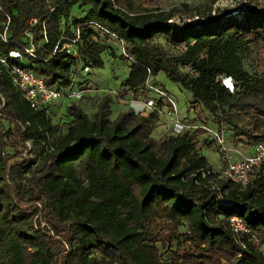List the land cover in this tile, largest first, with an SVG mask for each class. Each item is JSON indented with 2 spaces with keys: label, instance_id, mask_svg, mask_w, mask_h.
Returning a JSON list of instances; mask_svg holds the SVG:
<instances>
[{
  "label": "trees",
  "instance_id": "16d2710c",
  "mask_svg": "<svg viewBox=\"0 0 264 264\" xmlns=\"http://www.w3.org/2000/svg\"><path fill=\"white\" fill-rule=\"evenodd\" d=\"M146 2L0 0V31L9 17L13 42L26 44L31 35L41 60L30 59L29 68L49 87L66 88L76 84L80 62L103 66L106 41L88 25L96 22L134 60L120 98L130 91L147 99L148 70L164 73L218 131L226 127L250 148L264 144V10L245 6L239 17L209 11L178 26L172 10H141ZM76 8L86 15L72 19ZM76 30L77 57L58 51L44 61ZM158 38L184 49L168 54ZM9 48L0 45V52ZM242 53L254 56L257 75L243 70ZM223 76L232 77L233 93L222 86ZM0 95V264H264L258 246L246 236L237 241L228 227L238 216L264 243V161L244 187L201 178L199 171L210 168L196 149L202 129L155 140L156 112L130 109L113 120V100L105 95L92 115L82 105L86 96L69 103L62 132L49 107H30L1 64ZM5 122L14 128L5 129ZM26 142L43 150L37 164L18 157L11 164L15 155L7 151Z\"/></svg>",
  "mask_w": 264,
  "mask_h": 264
},
{
  "label": "rangeland",
  "instance_id": "374dc122",
  "mask_svg": "<svg viewBox=\"0 0 264 264\" xmlns=\"http://www.w3.org/2000/svg\"><path fill=\"white\" fill-rule=\"evenodd\" d=\"M245 6H255L264 10V0H148L146 3L139 4L141 10H172L175 14L174 21L178 26L190 23L192 20L197 21L199 18L196 17V15L204 14L209 11H211L213 15L232 14L239 17ZM86 13L87 9L76 8L71 18L81 19ZM105 41L107 43L105 42L106 51L102 54L103 66L100 68L90 67L89 72H85L82 68L89 65V63L86 61L80 62L74 75L76 81L74 89L78 90L82 88L88 90L82 105L89 115L94 113L95 104L98 99L105 95H110L113 100L111 119L114 120L120 112L133 109L132 107L139 104V101L143 99L140 98L137 100L138 103H136V99L116 98V94L120 95L124 92V90L121 89V85L129 74L130 62L121 58L122 50L117 42L110 38H105ZM155 42L160 44L162 48L171 55H179L184 49L183 45L177 47L170 46L166 44L162 38H158ZM240 57L243 70L252 77L257 75L259 71L256 68L254 56L250 53H242ZM22 64L24 66L33 65L32 62L27 59L22 60ZM150 82L156 84L169 94L176 104L178 119L184 124H200L218 131L217 126L213 124L211 117L205 109L199 104L194 103L192 95L180 88L176 83L170 81L164 73L151 76ZM147 96L148 98L154 97L150 92L146 93V97ZM69 103H71V101L68 99L58 100L49 107V115L52 123L58 126L59 130L62 132L68 121L65 111ZM166 110L167 108L163 109L164 112ZM10 127L14 128V125L5 122L4 128L7 129ZM187 131L194 132L195 130H186L177 127L166 115L161 113L159 114L156 128L153 130L152 137L155 140H159L167 136H176ZM219 133L224 140V147L229 150L228 152L223 151L219 142L206 131L204 134L195 135L194 137L196 149L207 158L210 167L213 169H218L224 165L223 160L226 153H231L234 149H238L241 152H248L250 148L243 142V139L236 136L234 132L228 130L226 127H223ZM7 152L9 156L15 155L11 164L19 158V160L28 161L30 165L34 166L37 164L43 150L33 146H26L25 144L24 147H19L15 152L12 150H8Z\"/></svg>",
  "mask_w": 264,
  "mask_h": 264
},
{
  "label": "built area",
  "instance_id": "2783aa9c",
  "mask_svg": "<svg viewBox=\"0 0 264 264\" xmlns=\"http://www.w3.org/2000/svg\"><path fill=\"white\" fill-rule=\"evenodd\" d=\"M10 23L9 17H7V22L4 25L2 31H0V45L10 46L6 52H0V64L6 68L8 71L10 82L23 96L26 102L34 110H41L50 107L52 104L56 103L58 100L68 99L71 102L80 101L88 92L87 89L79 88L74 89V84L66 88H52L49 87L44 78L33 71L29 66H24L22 60L33 59L41 60L37 55V49L32 43L31 35H28V42L26 44L13 42L8 30V25ZM37 24V20L32 19L30 22L31 26ZM88 25L92 28L98 38H110L118 43L122 50V56L129 62L134 60L125 51L123 41L114 33L110 32L102 25L96 22H89ZM79 41V31L76 30L74 33V38L67 39L61 37L53 50L50 58L44 61L52 59L58 51H65L68 55L72 57L78 56V51L76 44ZM63 42L61 48H58V44ZM90 67L88 65L83 67V71L89 72ZM151 74L148 70V78L144 84L146 93H152L154 97L141 100L142 107L136 113L141 115H148L151 112H156L159 114L166 115L175 126L181 127L186 130H196L202 129L212 135L221 145L222 150L228 152L224 147V140L220 135L219 131L208 128L204 125H193L184 124L177 116V107L173 99L169 94L150 82ZM222 86L229 92L233 93L235 89L234 81L230 76H223L221 79ZM141 98V97H140ZM143 99V98H141ZM161 101L167 110L164 112L162 108H158L157 103ZM5 106V98L0 95V110ZM26 146H32L31 143L26 142ZM224 165L218 169L207 168L199 171V176L201 178L213 179V180H224L230 181L235 184H239L244 187L249 183L250 173L253 168L264 161V144H257L251 148L249 153L241 152L238 149H234L231 153H226L224 157ZM194 177L197 175L194 174ZM228 227L233 237L240 241L242 236L248 237V240L253 241L259 248V250L264 255V243L260 242L256 238L251 230L246 226L241 218L238 216H232L228 220ZM244 248V245H242Z\"/></svg>",
  "mask_w": 264,
  "mask_h": 264
},
{
  "label": "crops",
  "instance_id": "0c3cea01",
  "mask_svg": "<svg viewBox=\"0 0 264 264\" xmlns=\"http://www.w3.org/2000/svg\"><path fill=\"white\" fill-rule=\"evenodd\" d=\"M107 43V42H106ZM122 89V88H121ZM134 94L132 93V92H130V91H128V92H126V95H125V97H122L123 99H125V98H132V100L133 99H136V103H138L137 102V100H139L140 99V97H138V98H136V97H134L133 96ZM116 98H118V99H120V97H119V95L118 94H116ZM147 98H148V96H147ZM151 98V97H150ZM122 100V99H121ZM144 100V99H143ZM122 102V101H121ZM120 102V103H121ZM140 102V101H139ZM142 107V105H141V103H139V104H137V105H134L132 108H133V110L135 111V112H138L139 110H140V108ZM164 108H166V107H162V111H163V109ZM251 151V148H249V150H248V152L246 151L245 153H249Z\"/></svg>",
  "mask_w": 264,
  "mask_h": 264
}]
</instances>
